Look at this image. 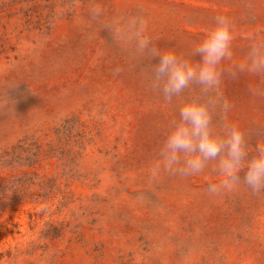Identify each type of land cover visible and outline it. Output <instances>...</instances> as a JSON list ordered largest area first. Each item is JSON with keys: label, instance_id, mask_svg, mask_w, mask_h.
<instances>
[{"label": "rangeland", "instance_id": "1", "mask_svg": "<svg viewBox=\"0 0 264 264\" xmlns=\"http://www.w3.org/2000/svg\"><path fill=\"white\" fill-rule=\"evenodd\" d=\"M220 14L234 25L218 90L232 107L213 130L238 124L251 157L264 95L249 89L264 78L227 73L264 41V0H0V264H264V192L210 194L214 163L153 176L181 105L204 97L165 100L157 59L110 31L142 18L153 46L197 62Z\"/></svg>", "mask_w": 264, "mask_h": 264}, {"label": "clouds", "instance_id": "2", "mask_svg": "<svg viewBox=\"0 0 264 264\" xmlns=\"http://www.w3.org/2000/svg\"><path fill=\"white\" fill-rule=\"evenodd\" d=\"M90 15L98 19L103 15L101 7H94ZM147 21L139 17L117 19L110 25L114 39L121 44H134L140 53H148L157 63L152 65V87L160 91L168 102L180 97L185 90L198 86L203 99L196 98L183 103L176 121L159 149L153 176L161 171L184 177L205 172L209 164H215L220 180L210 183L207 191L212 195L222 190L232 192L241 182L253 193L264 192V146L249 156L248 143L238 124H227L222 133L213 130V113L219 108L227 114L231 104L218 95L225 76L222 63L232 60L234 25L227 15H217L215 23L196 46L193 55L197 62L178 55L172 49L153 46L146 36ZM119 71V70H117ZM240 74L264 78V41L253 42L246 59L238 63L227 75L236 79ZM253 95H264V89L250 87ZM244 171L241 177L240 173Z\"/></svg>", "mask_w": 264, "mask_h": 264}]
</instances>
